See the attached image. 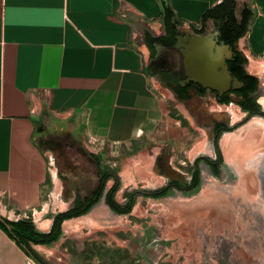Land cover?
<instances>
[{"label": "crops", "instance_id": "1", "mask_svg": "<svg viewBox=\"0 0 264 264\" xmlns=\"http://www.w3.org/2000/svg\"><path fill=\"white\" fill-rule=\"evenodd\" d=\"M223 2L0 0V216L23 220L47 210L59 185L51 139L82 145L93 160L106 149L125 157L167 138L182 142L193 135L195 111L228 125L221 114L227 105L195 90L182 99L172 81L186 83V33L222 40L216 17ZM235 4L239 22L244 10L250 16L235 47L247 60L248 74L259 80L253 97L264 114V0ZM212 10L214 16L205 18ZM163 54H179L183 71L163 68ZM231 97L243 120L215 135L217 159L182 168L189 182L199 173L200 187L205 167L219 177L223 166L257 169L264 163V115L243 110ZM47 246L32 244L41 256ZM0 264L37 263L0 229Z\"/></svg>", "mask_w": 264, "mask_h": 264}, {"label": "rangeland", "instance_id": "2", "mask_svg": "<svg viewBox=\"0 0 264 264\" xmlns=\"http://www.w3.org/2000/svg\"><path fill=\"white\" fill-rule=\"evenodd\" d=\"M180 60L179 54H163L161 66L182 72ZM206 103H201L203 110ZM186 109L192 114L190 107ZM221 114L231 127L243 120L236 117L235 104L222 108ZM192 116L193 135L179 139L182 142L167 138L125 157L120 150L106 149L100 160L115 177L105 192L118 184L115 200L122 207L133 200L131 211L114 212L104 196L89 213L65 221L61 237L39 254L41 259L46 264H264V163L257 169L223 166L219 177L205 167L196 193L172 187L167 195L154 196L174 181L188 187L183 167L193 166L197 159H217L216 120L197 111ZM51 142L59 185L53 186L55 194L47 199L44 214L24 218L40 232L50 230L57 214L71 210L78 194L90 195L99 179L82 145Z\"/></svg>", "mask_w": 264, "mask_h": 264}, {"label": "trees", "instance_id": "3", "mask_svg": "<svg viewBox=\"0 0 264 264\" xmlns=\"http://www.w3.org/2000/svg\"><path fill=\"white\" fill-rule=\"evenodd\" d=\"M222 14L216 17V20L220 23V32L221 39L225 42L226 45L235 46V44L240 40V38L245 33L248 21L249 13L244 10L242 15V20L239 22L236 16V4L235 0H224L222 6L219 7ZM217 10H212L208 12L205 18L209 16H214V12ZM164 45H167V42L162 40ZM247 60L242 54H236L233 61L228 63L229 70L232 73V76L237 78L241 83L244 84L243 89L239 91H232L230 94L240 95L244 98V101L240 103V107L243 110H247L254 114H262L261 109L253 97V94L257 92L259 80L255 76L248 74L246 71ZM162 76L169 82V79L166 78V73L162 72ZM179 78L172 80L174 84L177 85L175 92L180 96V98L190 99V92L198 90L199 94H204L206 91L202 87L191 83L183 87L180 85ZM230 94H228L224 103L231 101ZM228 130L227 128L219 127L217 136L224 131ZM218 139V138H217ZM54 149V148H53ZM93 161L97 165L99 179L96 188L92 193L83 198L81 195H77L74 207L64 213L57 214L53 219V224L48 233L40 232L36 229L35 224L32 220L23 219L19 221H10L7 219L0 220V229H2L11 239H13L17 245L25 252V254L33 259L37 264H46L40 256L32 248V244L35 245H51L59 240L62 235L63 223L67 220L78 218L89 213L94 206H96L101 199L106 196L107 205L116 213L128 214L131 211L133 200L130 201V204L127 207H122L115 200V193L119 189V185L116 184L113 188L106 193V187L109 180L114 179L115 175L111 171H104L101 167V160L97 156H93ZM210 165L214 168V171L217 172V167L215 164L210 162ZM175 187L187 194L196 193L200 188V178L199 173L195 172L192 176V179L188 187H184L182 183L174 181L171 185L167 186L158 193H155V197H160L167 195L170 192V189ZM133 199V198H132ZM9 227V228H8Z\"/></svg>", "mask_w": 264, "mask_h": 264}, {"label": "water", "instance_id": "4", "mask_svg": "<svg viewBox=\"0 0 264 264\" xmlns=\"http://www.w3.org/2000/svg\"><path fill=\"white\" fill-rule=\"evenodd\" d=\"M188 33L185 34L188 45H184L182 51L187 80L182 86L198 84L218 94L220 101L224 94L242 89L244 84L232 76L228 66V61L237 49L226 45L224 41L217 42L214 37ZM0 220L3 217L0 216Z\"/></svg>", "mask_w": 264, "mask_h": 264}, {"label": "flooded vegetation", "instance_id": "5", "mask_svg": "<svg viewBox=\"0 0 264 264\" xmlns=\"http://www.w3.org/2000/svg\"><path fill=\"white\" fill-rule=\"evenodd\" d=\"M220 41H222V40H220ZM234 48L236 49V47L234 46ZM242 54L240 51H237L236 50V52L234 53V55L232 56V58L228 61V63L229 62H231V61H233V59H234V57H236V54ZM187 80V78H185V81ZM187 85H189V84H187ZM243 89V88H242ZM241 90V89H240ZM206 92L204 93V94H199V92H198V90H195V92H196V95L197 96H206L208 93H211L212 95H214L215 97H216V99H217V101L219 102V103H221V104H223V105H229V104H232L233 102H235L234 101V99L231 97V95H233V94H230L232 91H230V92H228V93H226V94H224L222 97H221V101H220V96L218 95V94H216V93H214V92H211V91H208V90H205ZM236 91H239V90H236ZM236 91H234V92H236ZM228 94H230V98H231V101L230 102H228V103H224L223 101H224V99H225V97L228 95ZM256 94V92L253 94V96ZM235 96H236V103H237V105L239 106L240 105V103L241 102H243L244 101V98L242 97V96H240V95H236L235 94ZM240 107V106H239ZM241 108V107H240ZM219 127H222V128H229V126L228 125H226V124H223V125H220V124H218L216 121L214 122V126H213V132L215 133V135L217 136V130H218V128ZM212 161V160H211Z\"/></svg>", "mask_w": 264, "mask_h": 264}]
</instances>
